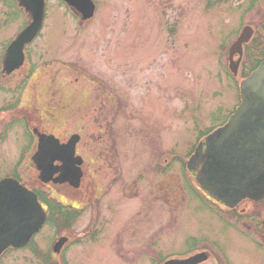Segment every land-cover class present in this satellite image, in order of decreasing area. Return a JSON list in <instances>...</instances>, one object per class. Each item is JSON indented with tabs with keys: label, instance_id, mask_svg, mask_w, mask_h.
Masks as SVG:
<instances>
[{
	"label": "rangeland",
	"instance_id": "374dc122",
	"mask_svg": "<svg viewBox=\"0 0 264 264\" xmlns=\"http://www.w3.org/2000/svg\"><path fill=\"white\" fill-rule=\"evenodd\" d=\"M95 2L96 15L80 23L65 7L48 1L42 32L28 51L30 67L26 72L34 74L30 82L21 80L23 69L8 82L0 81L5 91L12 79L23 85L18 92L27 105H23V113L36 118L41 115L40 101L45 103L58 118L48 123V128L61 134L66 131L63 118L69 114L64 105L73 108L74 117L66 124L76 131L80 116H75V110L83 99L86 141L88 133L97 131L93 113L99 99L95 91L101 88L106 104L97 129L112 122L117 146L126 153L124 173L132 184L137 181L133 189L144 196L143 201L133 199L110 207L106 204L108 191L98 204L97 223H93L90 208L71 219V231L78 235L91 226L98 232L77 236L79 242L66 253L68 264H163L203 238L221 248L219 253L227 258L239 260L244 247L255 255L244 235L220 220L196 196L187 194L185 185L183 192L182 178L189 175L186 159L201 131L206 133L223 123L239 104L241 79L229 71L227 52L244 25L261 21L264 0ZM3 19L0 59L13 35L26 26L24 13L17 6L12 17ZM252 53L259 56L262 52L257 48ZM27 84L31 86L24 89ZM33 97L39 100L37 113L30 111ZM5 99L6 93L0 90V104ZM3 114L8 116V112ZM29 140L22 124L9 133L6 130L0 143V179L13 176L15 170L16 177L28 178L25 162L19 165V161ZM101 142L108 146L113 141L106 133ZM157 165L163 175L155 171ZM104 167L98 168L101 174L108 173ZM162 179L164 201L159 202L156 184ZM57 214L50 209L51 216L29 246L6 252L0 264H56L55 259H48V250L65 234L62 226L67 225Z\"/></svg>",
	"mask_w": 264,
	"mask_h": 264
},
{
	"label": "flooded vegetation",
	"instance_id": "af4514ba",
	"mask_svg": "<svg viewBox=\"0 0 264 264\" xmlns=\"http://www.w3.org/2000/svg\"><path fill=\"white\" fill-rule=\"evenodd\" d=\"M48 1L56 2L58 6L65 7L68 13L78 20L77 16L69 9V7L66 5V3L63 0H46V8L48 5ZM16 6L19 7V9L21 10L19 5V0H0V24L4 20L3 18L13 16V12L16 11ZM22 12L24 13V17L26 19V24H27V20H28L27 15L23 10ZM45 18H46V13H45ZM263 19H264V11L262 13L261 21H259V23L255 22L253 24H247L241 28V31L244 29L245 26H250L252 29L251 39L249 42L243 45L242 55L234 56L235 60L239 59L238 68L240 69V71L244 69L246 72V76L250 74L254 69H256L261 63V61L264 59V52H263L264 49H261V47H264V29L262 27ZM241 31H239L238 35L241 33ZM41 32L42 30L40 31V33ZM16 35L17 34L13 35L9 43ZM31 44H29L28 47L26 48V57L24 64L18 70H14L10 74H5L2 72V58L5 53L4 51L0 59V81L7 80L8 82L11 77H15L16 74L21 69H23L25 73H24V77H22L21 80H25V82L26 81L30 82L29 77L33 76L34 74L32 75L31 72L29 73L26 72V68H28V66L30 67L28 51ZM249 44L252 45L249 46ZM257 48L260 49L262 52L259 56H255L252 53L253 49H257ZM244 61L245 64L243 65ZM29 85L31 86V84H27V86H24V89H27ZM4 86L5 85L0 83V90L6 93V99L4 100V102L0 104V143H3L2 141L4 139V134H6V130L8 133L10 132V129L13 131L16 124H22L23 127H25L30 140L26 145L27 148L24 149L23 158H21V161H19L20 162L19 165H21L23 161L25 162L27 169L26 177L28 178L26 179L19 174L18 179L22 183H24L27 187H29L38 194V198L42 203V205L44 206V208L46 209L48 215L50 214V209L51 210L55 209L56 211H58L57 215L58 216L61 215L66 220L67 225L62 226V228L65 230L64 231L65 234L62 236H66L67 239L63 244L59 246L57 245V243H58V239L61 236L55 239V241H53V243L50 245V249L48 250V259H52V258L55 259L56 264H68V260L66 259V253L69 247L79 242V239L77 240V236L80 235V237L81 236L85 237L87 235H90L91 233L88 234L89 231L92 232V234L94 235L98 232L97 229H94V226H91L89 231H86L83 234L78 235V233H74V231H71L73 230L72 225L70 226L71 219L74 220L78 215L82 214L88 208L91 209L92 214L94 216L93 218L95 219L98 204H100V200L106 196L105 194H108L107 193L108 191H110V194H108L109 197L107 196L108 200L106 204H108V206L110 207H115L117 206L118 203L121 204L122 202L123 203L126 202L127 204L133 199H137V200L141 199V201H143L142 198H144V196L140 195V193L137 190H135V188L133 189V186L135 183H137V181H134L135 183L132 184L131 179L126 177L124 173L125 166H122V163L123 165L127 163L126 153L120 151L117 146V142L115 141L116 134L111 126L112 122H108L103 126V128L100 127L97 129V125L100 124L101 115H102L101 108H103V105L106 104L105 101H102L101 99L103 95L100 92L102 91L101 88H97L95 91V96L96 97L98 96L97 99H99L97 104L94 105L96 107L93 113L94 114L93 122L95 125V130L97 131L91 134L88 133L87 136L92 141H90L89 138L86 141L85 132L84 134L82 132L86 129L84 124H82L84 118V113H81L83 111L82 110L83 99H80V101H78L79 106H77L75 110L76 111L75 116L77 115L80 116L78 118L79 119L78 121L80 122H78V128L76 131H70V127H68L69 123L66 124L68 120L70 121L72 117H74L72 116L74 114H71V112H73V108L72 106H70L69 103H66L64 105L63 110L69 113L70 115L67 114L65 118H63L66 126L65 127L66 131L64 132V134L63 133L61 134L53 131V129L51 130L48 128L47 124L55 123L53 119H56L57 115L51 113L49 107L47 106L46 108L45 103L41 101L38 107L37 102L39 100L37 98L33 97L34 100L31 101L32 104L30 103V106L33 108V110L30 111L33 113H37L38 112L37 107H38V109L41 112V115L36 116L35 118L32 117L33 115L31 113H26V112L23 113V109H25L23 108L24 105L22 101L23 97L22 95L18 94V92L21 91V87L23 85H21L19 81L13 79L11 80V86H8L6 88V91L8 93L4 90ZM109 92L110 95H113L112 91ZM34 101H36V103H34ZM45 101L48 102L47 100ZM24 106H26L27 108L26 103ZM4 112H8V116L4 115L3 114ZM228 118L223 123L212 126L213 129H210L206 133H204V131H201L200 133L201 135L191 155L195 152L197 146L202 141H204V138L208 134L213 132L215 129L223 126L227 122ZM61 129H63V127ZM106 133L110 135V138L113 141L108 146L107 145L105 146L104 143L101 142V140H103L104 138V134ZM40 134L55 135L60 140L61 144L67 143L72 138V136L78 135L79 140L75 147V156L77 158L79 157V159L81 160V164H80L81 176L79 181L77 182V185L72 183L70 180H66L64 182L59 183V182H55L53 179H51L48 182H43L40 179V171L37 169L36 162L33 159V156L38 149ZM92 163H93V168L91 167ZM54 164L56 166H60L63 164V162L60 160H56ZM158 165L156 166L157 170H155L157 173L161 172L160 167ZM100 166H105L104 168L108 169V173L101 174L100 169H98L100 168ZM161 175H163V173ZM190 175L192 178H196V172L195 173L192 172ZM57 176L58 173H55L53 175V178H56ZM12 177L17 178L16 170ZM182 181H183L182 188L184 190L183 191L184 193H186V189H188L187 191L189 193L187 194L192 195V197L196 196L197 199L201 201V203L210 207L212 213L217 215L220 218V220L226 221V223L230 224V226L233 229L237 230V232L240 235H244L246 237V242L250 244V246L256 251V254L251 255L250 254L251 249L244 247L243 251H240L239 255L241 256V258L239 260L237 259L234 260L233 258H229V257L227 258V256L225 255L222 256V254L219 253V251H221V248L215 246L212 243H209L207 239L205 240L203 238L201 242L196 243V245L190 250L184 253H178L173 256H169L168 258L173 257L179 259H187L196 256V258L191 264H264V196L259 199L244 198L235 206L228 207L224 203L216 199L209 200L207 198L206 193H204V195H201L198 190L200 187L198 184L195 183L191 185L190 181L188 180L189 181L188 182L184 178H182ZM162 184H163V179L156 184V187H159V191L158 192L156 191L157 197L155 198L158 200L161 199V201L159 202L164 201V191H162L161 189ZM184 185L186 186V189L184 188L185 187ZM134 187H136V184ZM112 192H114V194ZM153 198L154 197L151 198V201L149 200L150 201L149 203L153 202L152 201ZM180 199L181 198H177V200ZM141 201L139 200V202ZM143 203L145 204L146 202ZM94 222L97 223L96 219L95 221L93 220V223ZM27 247L28 246L24 248L15 249V251L22 250Z\"/></svg>",
	"mask_w": 264,
	"mask_h": 264
},
{
	"label": "water",
	"instance_id": "95a60500",
	"mask_svg": "<svg viewBox=\"0 0 264 264\" xmlns=\"http://www.w3.org/2000/svg\"><path fill=\"white\" fill-rule=\"evenodd\" d=\"M80 21L92 18L96 11L94 0H63ZM28 21L10 42L2 58V72L10 74L25 60L26 47L42 29L46 0H19ZM264 29V19H263ZM252 36L246 26L229 48V67L238 73L236 53ZM242 101L228 122L209 134L188 160V168L197 170L196 179L216 199L235 206L243 198L264 196V60L241 82ZM78 135L65 144L52 134H40L38 149L33 156L40 179L48 182L70 180L77 185L81 176V160L75 156ZM205 145V149L204 146ZM60 160L62 165L54 162ZM58 173L56 178L53 175ZM47 219L37 194L19 180L5 177L0 180V257L10 247L27 245L41 230ZM62 236L57 245L66 241ZM196 256L169 259L164 264H191Z\"/></svg>",
	"mask_w": 264,
	"mask_h": 264
},
{
	"label": "trees",
	"instance_id": "16d2710c",
	"mask_svg": "<svg viewBox=\"0 0 264 264\" xmlns=\"http://www.w3.org/2000/svg\"><path fill=\"white\" fill-rule=\"evenodd\" d=\"M217 2H220V1H222V0H216ZM52 216H53V213H52Z\"/></svg>",
	"mask_w": 264,
	"mask_h": 264
}]
</instances>
